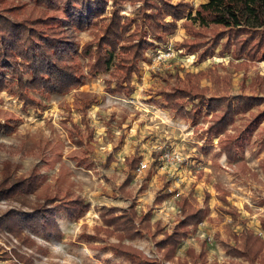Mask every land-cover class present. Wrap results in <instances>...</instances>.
I'll return each mask as SVG.
<instances>
[{
	"label": "rangeland",
	"instance_id": "obj_1",
	"mask_svg": "<svg viewBox=\"0 0 264 264\" xmlns=\"http://www.w3.org/2000/svg\"><path fill=\"white\" fill-rule=\"evenodd\" d=\"M170 1L186 2L193 11L205 0ZM141 7L142 0H107L95 23L74 31L78 51L99 37L111 11L134 18ZM9 9L18 17L35 11L27 0H0V11ZM134 29L132 24L125 35ZM244 36L177 19L165 41L148 37L129 94L108 91L116 85L113 65L89 72L93 56L76 58L84 79L66 92L21 91L15 82L0 88V217L14 210L20 220L13 231L0 221V264H135L114 251L118 244L139 249L155 264H178L188 247H203L205 264H222L228 257L222 242H232L230 234L246 227L264 237V60L241 44ZM180 87L203 92L183 99L190 116L149 101L164 102L162 92ZM237 96L261 100L235 113L221 132L208 133L214 113L199 100ZM86 101L92 102L83 109ZM235 138L236 150L228 155L222 145ZM16 181L30 189L17 191ZM180 196L207 213L165 260L155 240L182 218ZM74 197L86 204L78 217L54 207ZM48 205L58 238L30 215ZM131 207L138 216L148 214L155 236L141 231L132 237L105 221Z\"/></svg>",
	"mask_w": 264,
	"mask_h": 264
},
{
	"label": "trees",
	"instance_id": "obj_2",
	"mask_svg": "<svg viewBox=\"0 0 264 264\" xmlns=\"http://www.w3.org/2000/svg\"><path fill=\"white\" fill-rule=\"evenodd\" d=\"M121 1L124 0H113V3ZM27 2L32 4L35 11L27 10L22 17L11 14L13 9L7 10V13L0 11V88L15 82L21 91L33 88L66 92L81 84L84 79L76 58L93 56V60L89 61V72L107 70L113 65L115 70L111 75L116 85L113 88L107 87L108 91H126L129 94L132 74L138 72V62L151 44L148 37L165 41L166 36L174 31L176 20L182 17L203 27L222 26L229 36L244 33L241 44L246 45L248 50L252 49V53L258 52L264 60L262 33L264 0H205L198 3L193 11L190 5L183 1L172 3L170 0H142V7L134 18L123 17L119 8L111 11L108 19L98 27L99 37L82 46L80 51L74 31L95 23L105 12L107 0H27ZM48 10L58 11V14H49ZM132 24L135 25V29L129 35H125ZM250 41L254 42L249 46ZM93 43L96 45L95 48ZM194 89L175 88L162 92L164 102L155 98L149 101L154 105L169 107L190 116V112L185 111L182 104L184 98L200 96L203 93L202 90L192 91ZM259 100L261 99L252 96L212 97L208 100H199L201 103L208 101L205 102L207 112L214 113L207 127L208 133L221 132L226 124L232 121L235 113L247 109ZM91 102H84L83 109ZM200 102L195 105L194 110L199 109ZM238 139L228 140L229 142L222 145V150L231 155L236 150ZM139 160L140 157L136 163L139 164ZM132 162L128 161L127 164L130 166ZM138 164L132 168L138 167ZM26 181H16L13 187L17 191L30 189ZM48 203L52 202H46ZM49 205L37 207L30 215H35L42 223L44 232L58 238L61 232L55 218L50 214L52 208ZM178 206L182 218L170 233H165L163 237L155 240L165 260L173 259L180 240L188 234L190 227L201 222L207 213L206 208L196 207L185 196H180ZM54 207H59L70 218H75L81 215L83 208L86 209V204L82 198L74 197L64 204L57 202ZM11 211L14 210L4 213L0 221L13 231L20 226V220L17 217L18 213ZM127 211L107 216L105 221L113 224L116 231L132 237L140 235L141 231L151 232V235L155 236L156 230H151L148 214L138 216L132 207ZM261 223L264 231V219H261ZM229 234L230 232L227 233ZM230 239L232 242L226 240L222 242L228 255L222 264H264V237L244 227L240 233L230 234ZM113 248L117 253L130 257L135 264L156 263L155 259L146 257L132 246L118 244L113 245ZM186 255L187 258L178 261V264L207 262V254L203 247L199 252L193 247H188Z\"/></svg>",
	"mask_w": 264,
	"mask_h": 264
},
{
	"label": "built area",
	"instance_id": "obj_3",
	"mask_svg": "<svg viewBox=\"0 0 264 264\" xmlns=\"http://www.w3.org/2000/svg\"><path fill=\"white\" fill-rule=\"evenodd\" d=\"M166 157L168 158L167 154H166Z\"/></svg>",
	"mask_w": 264,
	"mask_h": 264
}]
</instances>
